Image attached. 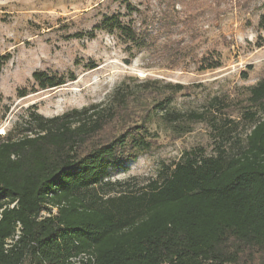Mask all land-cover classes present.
Segmentation results:
<instances>
[{
    "label": "trees",
    "instance_id": "1",
    "mask_svg": "<svg viewBox=\"0 0 264 264\" xmlns=\"http://www.w3.org/2000/svg\"><path fill=\"white\" fill-rule=\"evenodd\" d=\"M161 3L158 21L167 28L178 1ZM128 9L140 14L132 4ZM99 27L131 49L150 47L153 32L120 15L106 16ZM258 29L264 31V14ZM205 62L207 69L221 67ZM154 84L134 92L124 81L109 104L53 118L34 111L20 138L0 135V264H264V80L250 89L256 110L245 113L251 128L235 143L237 125L218 115L217 99L202 113L177 112L172 103L184 87L168 83L159 92ZM145 93L160 98L143 105L148 110L134 126L106 135L132 96ZM157 117L184 133L210 125L218 134L214 154L186 151L138 189L108 181L138 158Z\"/></svg>",
    "mask_w": 264,
    "mask_h": 264
},
{
    "label": "rangeland",
    "instance_id": "2",
    "mask_svg": "<svg viewBox=\"0 0 264 264\" xmlns=\"http://www.w3.org/2000/svg\"><path fill=\"white\" fill-rule=\"evenodd\" d=\"M177 1L172 24L163 28L158 21L165 11L161 0H0V135L20 138L34 111L47 118L62 116L109 104L124 81L134 92L142 83L156 81L159 92L168 83L184 87L172 103L177 112L202 113L217 99L218 115L237 125L231 143L243 140L251 128L245 113L256 110L249 107L250 89L264 80V31L258 29L264 0ZM128 4L140 14H131ZM113 15L152 31L150 47L131 49L100 29L105 17ZM205 59L218 60L221 67L207 69ZM61 81L65 84L50 87ZM139 95L143 98L132 96L129 106L120 109L106 135L113 138L134 126L160 98L158 93ZM217 138L206 123L184 133L154 118L138 158L127 170L113 171L108 181L141 188L186 151L204 149L213 155ZM105 190L98 188L99 193Z\"/></svg>",
    "mask_w": 264,
    "mask_h": 264
}]
</instances>
